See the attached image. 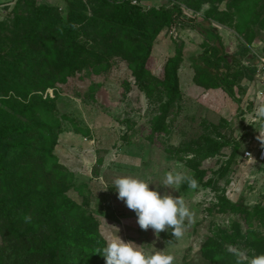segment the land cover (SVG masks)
Masks as SVG:
<instances>
[{
	"label": "rangeland",
	"instance_id": "1",
	"mask_svg": "<svg viewBox=\"0 0 264 264\" xmlns=\"http://www.w3.org/2000/svg\"><path fill=\"white\" fill-rule=\"evenodd\" d=\"M68 2L76 7L73 39L58 32ZM131 2L141 8L133 20L144 34L109 22L117 0L0 1V128H25L4 139L24 146L10 150L11 171L0 177V198L18 203L9 216L0 209V264H105L96 252L119 236L145 253L172 254L174 264L264 254V164L241 156L245 95L206 105L190 61L211 45L201 31L211 26L236 55L232 77L247 83L244 68L254 70L264 55V10L241 32L231 0ZM154 9H174L180 21L169 24ZM175 42L184 44L178 90L168 74ZM170 170L193 176L198 188H165ZM120 176L181 195L193 212L183 235L141 230L114 190ZM86 219L95 247L80 251L72 237H81Z\"/></svg>",
	"mask_w": 264,
	"mask_h": 264
},
{
	"label": "trees",
	"instance_id": "2",
	"mask_svg": "<svg viewBox=\"0 0 264 264\" xmlns=\"http://www.w3.org/2000/svg\"><path fill=\"white\" fill-rule=\"evenodd\" d=\"M27 1V0H21ZM232 7L237 9V14L242 19V23L239 25V31L244 32L245 27H249V25L256 23L255 19H258V15L256 12L258 8L264 10V0H231ZM33 4V3H31ZM69 11L67 14V20L63 26L58 29L60 34L67 33L70 39H73V15L74 11L76 10L75 5L72 2H68ZM141 8L132 4L131 0H117L115 5V9L113 14L110 16L109 22L113 23L114 25L120 27L123 31L129 29H134L136 32L145 33L133 20V14L136 11H139ZM153 12L160 14L167 18L169 24H172L174 21L179 22L180 19L173 17V10L170 9H154ZM256 15V16H255ZM255 16V18H253ZM212 15L207 14L204 20L209 19ZM264 21V18H263ZM244 29V30H243ZM203 34L205 35L206 41L210 42L211 45L201 54L197 56H192L190 58L191 65L195 71V81L202 85L205 88H221L226 91L230 95H236L238 91L242 92V95H245L247 87L244 83H242V77L238 74L232 77L231 69L234 62L237 61L236 55L234 54H227L225 51L224 43L221 37V34L218 29L212 28L211 26H207L206 28L201 29ZM252 36V35H251ZM176 43V54L174 55L173 59L168 64V74L172 84H175L176 89L178 90V68L180 64L184 60V52L183 42H175ZM152 44L149 43L146 53L141 60V63L147 58L148 52L152 50ZM150 54V53H149ZM246 71L243 74H246V79L251 81L254 78L255 70L256 69H248L244 68ZM25 128L18 127L12 124H5L0 128V177H4V175L11 171V168L6 165L8 160L10 150L12 148L24 146L23 142H16V143H8L5 142L4 139L8 137L9 134L23 132ZM247 135V134H246ZM61 191H53V194L57 197L62 194ZM59 198V197H58ZM18 205L17 202L8 203L5 197L0 198V209L6 216H9V212L16 208ZM78 207L76 203L73 209L70 210V213H74V209ZM93 222V221H92ZM88 222L87 219L84 222V231L78 240L72 237V241L75 243L77 248L80 251L83 248L87 247H95L93 243V239H91L92 235L97 234V232L91 228V223ZM95 222V220H94ZM67 224V223H66ZM76 225L77 222H74ZM73 224V225H74ZM96 224V222H95ZM93 224V225H95ZM74 225V226H75ZM87 226V227H86ZM37 227L36 225L34 228ZM33 240V238H31ZM75 247V246H74ZM103 249V247L101 246ZM84 250V249H83ZM102 252V250L100 251ZM91 259H93L92 255H90ZM100 262L103 263L105 258L100 254ZM19 264H23L21 261Z\"/></svg>",
	"mask_w": 264,
	"mask_h": 264
},
{
	"label": "clouds",
	"instance_id": "3",
	"mask_svg": "<svg viewBox=\"0 0 264 264\" xmlns=\"http://www.w3.org/2000/svg\"><path fill=\"white\" fill-rule=\"evenodd\" d=\"M258 116L264 117V108L258 110ZM258 139L264 142V132H260ZM113 183L118 199L135 212L141 230L151 228L157 236L168 230L176 238L183 235L184 222L192 219L193 212L181 195L162 194L157 187H151L150 182L133 176L117 177ZM182 184H187L193 190L199 186L196 178L181 171H168L161 182L165 188L178 191ZM96 253L105 258V264H174L172 254L165 251L145 253L137 243L125 241L120 236L106 240L102 252ZM233 254L237 256V264H264V254L251 258L243 252Z\"/></svg>",
	"mask_w": 264,
	"mask_h": 264
},
{
	"label": "built area",
	"instance_id": "4",
	"mask_svg": "<svg viewBox=\"0 0 264 264\" xmlns=\"http://www.w3.org/2000/svg\"><path fill=\"white\" fill-rule=\"evenodd\" d=\"M14 3L21 0H13ZM4 5H0V12ZM254 78L248 81L247 112L246 118L247 137L242 150V159L246 162L264 164V142L258 137L260 132H264V117L258 116V110L264 108V55L256 58Z\"/></svg>",
	"mask_w": 264,
	"mask_h": 264
},
{
	"label": "crops",
	"instance_id": "5",
	"mask_svg": "<svg viewBox=\"0 0 264 264\" xmlns=\"http://www.w3.org/2000/svg\"><path fill=\"white\" fill-rule=\"evenodd\" d=\"M2 1V0H0ZM184 61V60H183ZM183 63V62H182ZM192 67V65H191ZM193 68V67H192ZM194 70V69H193ZM181 73L178 72V80L180 78V81H181ZM193 80L195 79V71H194V74H193ZM195 83V82H194ZM196 84V83H195ZM198 87H201V88H204L203 86H199L198 84H196ZM246 87H247V90H246V93H245V97H244V101L247 100V94H248V82L245 83ZM205 92H204V103H208L206 105H211V106H220V103H223L222 106H228L227 104V101H232V98H231V95L228 94L226 91H224L223 89L221 88H205L204 89ZM227 97V98H226ZM223 101H222V100ZM222 101V102H221Z\"/></svg>",
	"mask_w": 264,
	"mask_h": 264
}]
</instances>
